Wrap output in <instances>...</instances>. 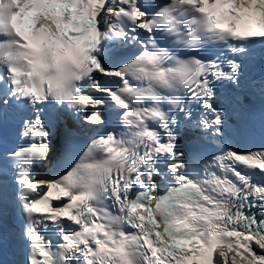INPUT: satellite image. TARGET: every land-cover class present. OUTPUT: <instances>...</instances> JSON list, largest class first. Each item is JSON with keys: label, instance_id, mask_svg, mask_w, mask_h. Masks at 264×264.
Listing matches in <instances>:
<instances>
[{"label": "snow or ice", "instance_id": "1", "mask_svg": "<svg viewBox=\"0 0 264 264\" xmlns=\"http://www.w3.org/2000/svg\"><path fill=\"white\" fill-rule=\"evenodd\" d=\"M257 46L264 0H0L13 264H264V145L233 147L264 104ZM64 113L90 133L78 150Z\"/></svg>", "mask_w": 264, "mask_h": 264}, {"label": "bare ground", "instance_id": "2", "mask_svg": "<svg viewBox=\"0 0 264 264\" xmlns=\"http://www.w3.org/2000/svg\"><path fill=\"white\" fill-rule=\"evenodd\" d=\"M232 255H230L229 257H231ZM237 259H239V257H237Z\"/></svg>", "mask_w": 264, "mask_h": 264}]
</instances>
